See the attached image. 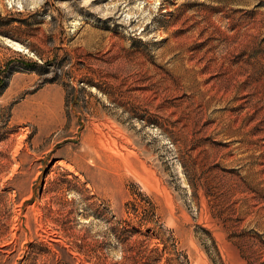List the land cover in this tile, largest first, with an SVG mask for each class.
<instances>
[{"label": "rangeland", "instance_id": "rangeland-1", "mask_svg": "<svg viewBox=\"0 0 264 264\" xmlns=\"http://www.w3.org/2000/svg\"><path fill=\"white\" fill-rule=\"evenodd\" d=\"M0 264H264V0H0Z\"/></svg>", "mask_w": 264, "mask_h": 264}, {"label": "trees", "instance_id": "trees-1", "mask_svg": "<svg viewBox=\"0 0 264 264\" xmlns=\"http://www.w3.org/2000/svg\"><path fill=\"white\" fill-rule=\"evenodd\" d=\"M25 64V63H24Z\"/></svg>", "mask_w": 264, "mask_h": 264}]
</instances>
